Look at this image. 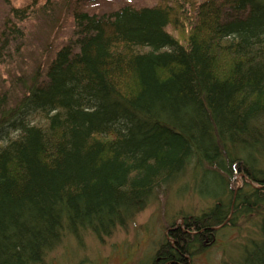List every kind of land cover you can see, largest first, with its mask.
Returning a JSON list of instances; mask_svg holds the SVG:
<instances>
[{
    "label": "trees",
    "instance_id": "obj_1",
    "mask_svg": "<svg viewBox=\"0 0 264 264\" xmlns=\"http://www.w3.org/2000/svg\"><path fill=\"white\" fill-rule=\"evenodd\" d=\"M74 22L42 79L0 97V264H40L65 234L110 236L188 170L214 203L171 225L151 264L185 263L239 204L263 212L264 0H158ZM229 264H264V224Z\"/></svg>",
    "mask_w": 264,
    "mask_h": 264
},
{
    "label": "rangeland",
    "instance_id": "obj_2",
    "mask_svg": "<svg viewBox=\"0 0 264 264\" xmlns=\"http://www.w3.org/2000/svg\"><path fill=\"white\" fill-rule=\"evenodd\" d=\"M157 1L40 0L31 5L30 0H0V45L5 40L8 44L0 57V97L18 100L33 79H42L55 52L76 34L75 13L102 16L125 5L151 7ZM203 1L195 0L196 4ZM25 7V13L14 14L15 10ZM9 25L16 30L11 32ZM167 29L177 35L170 27ZM260 124L264 125V120ZM258 166L261 167V162ZM241 178L239 174L233 178L234 186L249 191ZM213 203L194 192L192 174L188 170L174 183L157 189L145 209L124 227H116L110 236L99 239L87 231L76 239L65 234L40 264H151L171 225L182 227L184 217L199 216ZM241 209L239 204L233 211L231 225L217 229L211 239L200 240L195 248L201 245V250L188 255L183 264L236 263L245 245L258 238L264 224V211Z\"/></svg>",
    "mask_w": 264,
    "mask_h": 264
},
{
    "label": "water",
    "instance_id": "obj_3",
    "mask_svg": "<svg viewBox=\"0 0 264 264\" xmlns=\"http://www.w3.org/2000/svg\"><path fill=\"white\" fill-rule=\"evenodd\" d=\"M214 230V229H213Z\"/></svg>",
    "mask_w": 264,
    "mask_h": 264
}]
</instances>
